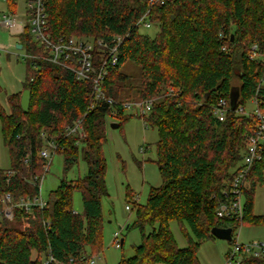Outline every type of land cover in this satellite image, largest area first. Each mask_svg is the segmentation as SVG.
Masks as SVG:
<instances>
[{
    "label": "trees",
    "instance_id": "16d2710c",
    "mask_svg": "<svg viewBox=\"0 0 264 264\" xmlns=\"http://www.w3.org/2000/svg\"><path fill=\"white\" fill-rule=\"evenodd\" d=\"M19 1L25 0H7V8L15 11ZM147 11V20L159 26L153 38L141 34L136 25ZM46 13L54 40L77 35L112 43L115 36H122L118 62L104 78L105 95L119 104L154 99L145 120L158 129L156 156L162 183L150 189L144 204L133 201L132 226L139 229L141 242L134 255L119 264H199L198 247L214 238L212 227H231L233 235L243 222L258 219L252 214L253 193L263 181L264 150L246 178L242 220L218 218L215 211L242 160L247 135L257 123L252 115L233 112L232 89L238 90L236 105L246 107L256 96L264 110L260 84L264 65L248 57L252 43L264 51V0H170L153 5L149 0H47ZM220 32L226 34L224 42ZM17 43L29 54H42L27 31L17 37ZM223 43L227 52L220 51ZM127 61L141 69L135 85L127 84L129 76L121 70ZM25 62L28 110L20 104L23 89L8 97L9 114L0 106L3 140L11 157L7 169L14 172L7 182V169L0 168V197L5 192L15 198L37 193L25 178L42 173L43 161L37 155L41 131L59 137L64 172L81 152L87 173L72 181L62 178L48 193L44 209H16L12 223L0 219V264H43L47 249L59 262L82 264V256L101 251V197L107 195L102 145L111 109L102 101H92L90 81H78L69 70L43 59ZM220 98L231 108L221 122L213 116ZM115 110L120 127L131 116L121 105ZM80 118L85 138L78 146L75 136L62 137L65 128ZM27 153H31L29 165L23 161ZM75 191L81 194V212L73 208ZM171 220L186 223L191 232H184V248L176 245ZM44 221H49L48 228ZM239 264H264V256L244 255Z\"/></svg>",
    "mask_w": 264,
    "mask_h": 264
},
{
    "label": "rangeland",
    "instance_id": "374dc122",
    "mask_svg": "<svg viewBox=\"0 0 264 264\" xmlns=\"http://www.w3.org/2000/svg\"><path fill=\"white\" fill-rule=\"evenodd\" d=\"M24 2L19 1L15 12L22 17ZM8 10L7 4L0 0V14ZM159 31V26L153 24L149 28L139 27V32L153 38ZM77 36V35H75ZM17 36H11L0 29V43L8 47L9 53L0 55V106L9 114L8 97L21 92L27 77L26 62L21 57V51L15 49ZM20 50V49H19ZM121 70L128 74L127 84L135 85L141 75L139 65L127 61ZM237 86V79H233ZM233 88V94H236ZM18 97H20L18 95ZM252 106L248 105L247 109ZM131 117L124 121L118 128L110 124L116 122L111 117H106L105 142L102 145L105 160L104 181L107 195L101 197L102 206V238L100 257L102 264H119L122 258L134 255V249L141 242V234L137 227L132 226L135 220V206L133 201L144 204L151 188H157L162 183L157 164L156 143L159 140L156 127H144L141 118L128 113ZM143 149V150H142ZM11 165L9 148L5 145L0 120V168L7 169ZM87 173V165L82 159L81 152L78 161L67 172L63 170V157L56 153L53 156L49 171L45 174L42 184L43 196L47 197L50 191L55 190L62 178L68 181L76 180ZM132 196V197H131ZM130 207V210L126 209ZM73 208L83 210L81 194L73 193ZM253 216L258 218L255 222H243L233 232V243H252L264 240V172L263 181L257 184L253 193ZM13 219L9 220L12 223ZM129 226V228H127ZM169 229L179 248L187 245L185 231L191 232L184 222L171 220ZM121 231L120 238L123 243L120 248L113 244V233ZM234 245L230 242L211 238L200 243L196 256L199 264H224L229 250ZM162 264V263H159Z\"/></svg>",
    "mask_w": 264,
    "mask_h": 264
},
{
    "label": "built area",
    "instance_id": "2783aa9c",
    "mask_svg": "<svg viewBox=\"0 0 264 264\" xmlns=\"http://www.w3.org/2000/svg\"><path fill=\"white\" fill-rule=\"evenodd\" d=\"M7 4V0H2ZM47 0H25L22 17H19L15 11L8 9L0 14V29L6 31L11 36L22 35L25 31L29 34L31 41L42 48L41 56L29 54L24 49H18L20 54H14L21 57L24 61L27 59H43L53 65L72 72L78 81H90L92 84V101H102L111 109L108 117L116 118L115 107L121 105L124 113L131 112L143 121L144 127H147L145 118L150 113L154 99L147 98L143 100L123 101L121 104L112 97L105 95L103 91L104 78L109 69L118 62V50L123 41L122 36H115L112 43L105 42L102 39H93L86 36H59L56 40L52 39L48 30V21L46 13ZM170 0H149L150 4H164ZM148 11L136 22L138 27L149 28L152 24L147 20ZM219 39L224 42L226 34L219 33ZM17 41L15 42V49ZM228 46L223 43L220 51L227 52ZM9 53L8 47L0 43L1 53ZM248 57L252 61L264 65V51L257 43H252L249 48ZM260 84L264 85V74L261 77ZM258 91V89H257ZM251 105V109L247 106ZM92 106V105H91ZM91 106L89 108H91ZM247 106L237 104L233 112L237 115L254 116L257 120L256 127L247 135V145L243 153L241 162L238 165L236 173L225 190L226 196L216 209L215 214L218 218H229L235 221H241L243 218L244 207V187L246 178L254 163L262 159L264 150V110L259 108L257 97L249 100ZM231 108L228 106L225 98H220L214 107L213 116L219 122L223 121L227 112ZM75 136L77 139L75 145H81L85 138L82 119L65 128L62 138ZM41 146L37 149L38 157L43 161L42 173L39 175H29L25 180L30 185L36 187L37 193L30 196H20L15 198L10 192H5L0 197V219H13L15 210L22 209L25 212H31L34 208L44 209L47 206V199L43 196L42 184L45 174L49 171L53 156L63 149L62 143L58 138L49 137L46 131H41ZM143 150V149H142ZM31 153L23 157L26 165L30 164ZM14 174L12 170L7 169V182ZM137 202V200H134ZM130 210L129 206H126ZM46 228L49 227V221L43 222ZM121 231L113 233V244L116 248L121 246ZM233 248L229 250L224 264H239L244 255L264 256V240L252 243H232ZM43 264H64L57 261L50 250L42 254ZM82 264H102L100 253L91 256H82Z\"/></svg>",
    "mask_w": 264,
    "mask_h": 264
},
{
    "label": "water",
    "instance_id": "95a60500",
    "mask_svg": "<svg viewBox=\"0 0 264 264\" xmlns=\"http://www.w3.org/2000/svg\"><path fill=\"white\" fill-rule=\"evenodd\" d=\"M231 35V39H232ZM17 49H21L22 45L17 43L16 44ZM236 88V87H235ZM237 89V88H236ZM238 98V90H236V94H233V89H232V95H231V105L232 109H235L236 107V101ZM29 102H30V90L28 88H24L22 93H21V98H20V104L21 107L26 111L29 108ZM112 128H118V123L117 122H112L110 124ZM211 235H213L214 238L218 239H223L228 242L232 240V228L231 227H217L214 226L211 228ZM123 243V239H121V245Z\"/></svg>",
    "mask_w": 264,
    "mask_h": 264
}]
</instances>
